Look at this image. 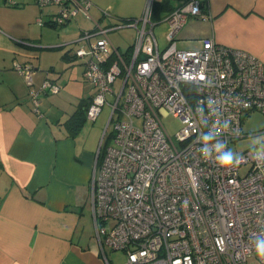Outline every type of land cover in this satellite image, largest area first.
Masks as SVG:
<instances>
[{
	"label": "built area",
	"instance_id": "1",
	"mask_svg": "<svg viewBox=\"0 0 264 264\" xmlns=\"http://www.w3.org/2000/svg\"><path fill=\"white\" fill-rule=\"evenodd\" d=\"M35 1L41 9L54 8L37 17L40 25L63 26L78 13L90 18L89 0ZM152 5L148 0L137 18L107 25L92 20L75 40L82 43L73 56L94 91L86 119L94 121L106 97L113 98L91 175L96 236L125 253L121 264L260 260L255 249L264 246V148L237 155L241 162L229 169L215 159L244 136L246 114L264 113V61L212 37L198 48L177 47L187 18L205 17L206 0H185L159 20ZM160 23L167 27L164 46L154 33ZM125 27L135 34L124 50L109 33ZM15 67L32 86L34 66ZM60 89L49 78L40 84L46 93ZM37 95L31 89L35 108ZM167 114L180 120L173 136L162 121Z\"/></svg>",
	"mask_w": 264,
	"mask_h": 264
},
{
	"label": "crops",
	"instance_id": "2",
	"mask_svg": "<svg viewBox=\"0 0 264 264\" xmlns=\"http://www.w3.org/2000/svg\"><path fill=\"white\" fill-rule=\"evenodd\" d=\"M89 1L90 18L82 13L88 22L78 25V32L91 28L92 20L102 25L137 18L148 0ZM184 1L170 3L176 7ZM206 1L205 17L189 16L176 34V45L183 39L193 45L190 48H198L201 39L212 37L264 61V0ZM52 10L45 13L35 0H0V264H116L113 249L95 233L91 175L97 150L77 141L79 131L68 135L65 120L45 106L48 93L40 84L48 76L28 50L36 47L37 41L29 38L36 24L57 27L36 20ZM166 33L164 25L163 43L157 36L160 46L167 42ZM24 62L35 68L32 86L15 67ZM31 89L38 92L37 108Z\"/></svg>",
	"mask_w": 264,
	"mask_h": 264
},
{
	"label": "rangeland",
	"instance_id": "3",
	"mask_svg": "<svg viewBox=\"0 0 264 264\" xmlns=\"http://www.w3.org/2000/svg\"><path fill=\"white\" fill-rule=\"evenodd\" d=\"M43 9L45 13L52 10L51 7H45ZM78 14L77 22L73 20L71 23L63 26H39L36 24L29 37L37 41L33 43L36 47L28 48L30 50L29 52L33 55V58H31L33 63L36 65L42 64V69L47 73L48 78H55V82L61 86V89L57 93H48L45 101V106L54 110L61 121L66 120L83 100H86L94 93L92 85L83 78L81 61L73 56L74 50L82 43L74 42L78 39L79 35L78 25H83L85 22H88L82 13ZM107 23L103 22L102 25H106ZM110 23H113V21ZM161 24L155 27L154 33L160 38V42L163 43L161 37L164 25ZM42 29L44 32H42ZM42 33L43 35L41 37L40 35ZM73 35H76L75 40H70L69 38H73ZM40 37L42 39L38 42ZM110 37L113 41L120 44L121 48H125L133 39L134 31L131 28H120L111 31ZM62 41L65 42L62 43ZM56 44L59 46L61 44L65 45L56 47ZM177 45L180 49H189L193 46L188 45L183 39H179ZM67 50L68 56L65 54ZM40 71L42 72L43 70ZM106 98L108 103L113 102L112 97L107 96ZM108 103L102 106L100 114L94 121L84 120L77 136V141L80 144L86 147L92 146L94 151L97 150L100 137L108 120L110 112V105ZM162 121L167 132L172 136L180 127L179 118L174 117L172 114L164 116ZM110 130L111 127L109 128ZM241 130L244 136L231 142L228 146V149L233 152L234 156L248 149L256 147L264 148V113L252 111L246 114L241 121ZM85 212L87 214L90 212L89 201L86 203ZM113 253L116 264H121L125 260L126 256L124 252L113 250ZM259 263L260 260L257 257H250L248 259V264Z\"/></svg>",
	"mask_w": 264,
	"mask_h": 264
},
{
	"label": "trees",
	"instance_id": "4",
	"mask_svg": "<svg viewBox=\"0 0 264 264\" xmlns=\"http://www.w3.org/2000/svg\"><path fill=\"white\" fill-rule=\"evenodd\" d=\"M174 7L171 5L170 0H161L159 2H153L152 5V17L154 20H159L166 13L170 12ZM90 97L83 100L75 109V111L64 121L65 128L68 135H75L83 125L86 119L85 112Z\"/></svg>",
	"mask_w": 264,
	"mask_h": 264
},
{
	"label": "clouds",
	"instance_id": "5",
	"mask_svg": "<svg viewBox=\"0 0 264 264\" xmlns=\"http://www.w3.org/2000/svg\"><path fill=\"white\" fill-rule=\"evenodd\" d=\"M241 160L242 157L234 156L233 152L228 149L224 151L218 158L215 159V163L218 167L229 169L239 165ZM255 252L256 255L260 258V260L264 261V246H257Z\"/></svg>",
	"mask_w": 264,
	"mask_h": 264
}]
</instances>
